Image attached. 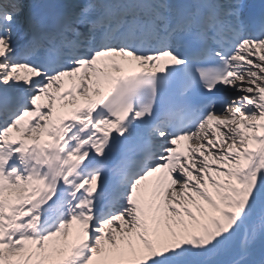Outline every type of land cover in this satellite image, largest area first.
<instances>
[{"label":"snow or ice","instance_id":"obj_1","mask_svg":"<svg viewBox=\"0 0 264 264\" xmlns=\"http://www.w3.org/2000/svg\"><path fill=\"white\" fill-rule=\"evenodd\" d=\"M0 264H264V0H0Z\"/></svg>","mask_w":264,"mask_h":264}]
</instances>
